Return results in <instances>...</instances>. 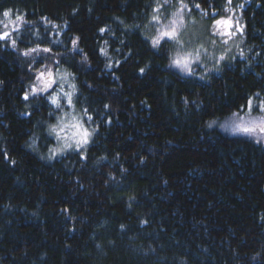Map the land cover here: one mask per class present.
<instances>
[{
	"label": "trees",
	"instance_id": "obj_1",
	"mask_svg": "<svg viewBox=\"0 0 264 264\" xmlns=\"http://www.w3.org/2000/svg\"><path fill=\"white\" fill-rule=\"evenodd\" d=\"M6 33L0 264H264V136L223 125L264 119V0H0ZM58 70L93 135L48 162Z\"/></svg>",
	"mask_w": 264,
	"mask_h": 264
},
{
	"label": "rangeland",
	"instance_id": "obj_2",
	"mask_svg": "<svg viewBox=\"0 0 264 264\" xmlns=\"http://www.w3.org/2000/svg\"><path fill=\"white\" fill-rule=\"evenodd\" d=\"M7 23L9 24V28H7L10 31L9 34L13 35L16 30H18L19 22L14 23L11 20H7ZM229 32L231 35L228 34ZM213 35L216 38V46L211 43L208 47L206 44L202 43L201 47L204 48L205 51L209 50L211 47H213V49H222L223 51H225L224 49H227V51H229V45L231 44L233 35H235L234 30H232L231 27L216 25L213 29ZM213 35L209 37L210 42L213 41ZM46 83H50L51 86L46 87ZM46 94L54 95H50L51 97L49 100L54 106L55 112L53 115L55 118L54 122L47 126L46 134H44V136L47 135V138L53 141L54 146L50 150L47 149L45 152H41V147L37 145L38 140H42V137L39 138V136H35L33 138L35 146L31 142L30 147L35 153H38L39 156L42 155L43 159L51 162L54 159L66 155L67 153L76 152L85 148L92 138L93 131L87 125L89 122L87 114L84 111H80L75 106L76 91L74 82L65 70H58L39 76L34 83L29 96L33 98ZM69 97L71 98V102H69ZM53 98L57 99L59 106H57V103H53ZM253 120L254 119H249V117L230 118L226 120L223 125H225L227 129L233 130L234 124L250 123ZM76 125H79L80 127H76ZM53 129L55 130L53 131ZM84 130L89 133L86 143L81 142ZM249 135L255 138H261L264 136V132L257 129L256 132ZM43 141L44 145H46V139Z\"/></svg>",
	"mask_w": 264,
	"mask_h": 264
},
{
	"label": "snow or ice",
	"instance_id": "obj_3",
	"mask_svg": "<svg viewBox=\"0 0 264 264\" xmlns=\"http://www.w3.org/2000/svg\"><path fill=\"white\" fill-rule=\"evenodd\" d=\"M228 2L230 4L231 3V0H228ZM196 6L199 7V5H196ZM183 7L186 8L187 5H183ZM157 11H159V9H157ZM9 15H10L9 12H5L4 13V16H6V17L9 16ZM18 19H22V17H20ZM154 19H158V17H154ZM216 24L218 26L231 27V21L230 20H217L216 21ZM101 31H104V29H101ZM228 34L231 35L230 32ZM164 37L176 39L177 38V31H176V29L175 28H172L170 30L162 31L160 33V35L157 36L154 39V41H153L154 45H159L161 39L164 38ZM4 38H7V33L4 34V36H0V39H4ZM13 43H15V42L13 41ZM33 51H35V50L33 49ZM46 51H50V49H46ZM25 54L27 55L28 53H25ZM176 63L179 64L180 61L177 60ZM141 71H143V69ZM50 86H51L50 83H46V87H50ZM69 102H71V98L70 97H69ZM53 103H57V106H59L58 105V101H57L56 98H53ZM76 127H80V126L79 125H76ZM257 129H259V131H261V132H264V119H261L259 121L253 120L250 123H240V124H234L233 125V130H235V131H242L244 133H249V134L256 132ZM54 130L55 129H53V131ZM88 135H89V133L86 130H84L83 131V134H82V140H81V142L86 143L87 142Z\"/></svg>",
	"mask_w": 264,
	"mask_h": 264
},
{
	"label": "bare ground",
	"instance_id": "obj_4",
	"mask_svg": "<svg viewBox=\"0 0 264 264\" xmlns=\"http://www.w3.org/2000/svg\"><path fill=\"white\" fill-rule=\"evenodd\" d=\"M6 29L9 28L8 25L5 27Z\"/></svg>",
	"mask_w": 264,
	"mask_h": 264
}]
</instances>
